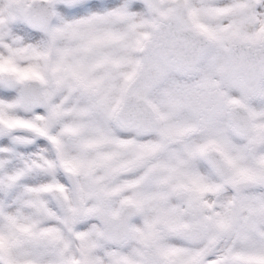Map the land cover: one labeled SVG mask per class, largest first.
Masks as SVG:
<instances>
[{
    "label": "snow or ice",
    "instance_id": "snow-or-ice-1",
    "mask_svg": "<svg viewBox=\"0 0 264 264\" xmlns=\"http://www.w3.org/2000/svg\"><path fill=\"white\" fill-rule=\"evenodd\" d=\"M0 264H264V0H0Z\"/></svg>",
    "mask_w": 264,
    "mask_h": 264
}]
</instances>
